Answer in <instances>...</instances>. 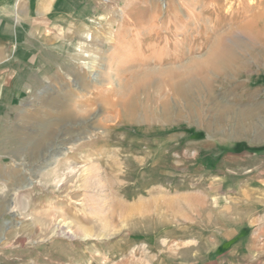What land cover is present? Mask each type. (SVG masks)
Returning <instances> with one entry per match:
<instances>
[{
    "label": "rangeland",
    "instance_id": "rangeland-1",
    "mask_svg": "<svg viewBox=\"0 0 264 264\" xmlns=\"http://www.w3.org/2000/svg\"><path fill=\"white\" fill-rule=\"evenodd\" d=\"M63 4L0 1L28 59L10 61L0 264H264V185L231 149L264 131V0Z\"/></svg>",
    "mask_w": 264,
    "mask_h": 264
},
{
    "label": "crops",
    "instance_id": "crops-1",
    "mask_svg": "<svg viewBox=\"0 0 264 264\" xmlns=\"http://www.w3.org/2000/svg\"><path fill=\"white\" fill-rule=\"evenodd\" d=\"M1 1V0H0ZM64 1L65 0H25L26 6L25 9L20 10V14H24L23 12L26 13H31L34 14L37 18L40 16H44L46 14H51L56 16L53 19H58V16L63 15L65 12H62L61 10H64ZM74 0H67V2H71ZM68 9L66 14H75V11L72 9L71 4H68ZM43 7L46 9L45 11L43 10ZM64 8V9H63ZM10 11L12 10L8 8L4 9L3 7H0V13L3 15H10ZM65 11V10H64ZM2 19L0 20V142L3 141L1 139V134L5 128L6 121H10V113L13 108V102L15 100L23 101L24 97V92L22 91V84L20 83L17 86H14L11 83V80L13 78L19 80L21 76V72H12V65L10 61L14 60V62H27L28 59L26 57H22L19 53H17V50H13V45L11 46V43L9 40L12 38H9L7 34H1L3 28H1V25L6 26L8 29V32H10V27H8V23L12 19ZM7 32V33H8ZM6 33V32H5ZM12 42V41H11ZM23 42L16 41V44H20ZM3 51V52H2ZM19 75V77H18ZM251 100L254 98L253 94H251ZM264 100L261 102L262 104H251L250 110H258L259 111V116L263 118L264 120ZM245 110H247L245 108ZM264 131H257L254 133V135H248L245 136L242 140L235 141L231 149L234 150L233 154L237 155L240 153H243V157L245 158L246 161L251 160V164L244 166L243 170L245 173H249V182L252 184L254 182L255 177L258 175L261 176V184L264 185V137H260ZM243 144V151L241 152L239 149V145ZM6 153V152H5ZM236 157V156H235ZM0 158L1 155H0ZM5 158V155H4ZM1 161V160H0ZM1 163V162H0ZM3 169V165L0 164V170ZM264 188V186H261ZM262 188V189H263ZM253 228L248 231V238L255 239L254 241H261L262 244L264 245V213L260 215L259 221L253 223ZM257 243V242H253ZM261 248V247H260ZM259 249V248H258Z\"/></svg>",
    "mask_w": 264,
    "mask_h": 264
},
{
    "label": "bare ground",
    "instance_id": "bare-ground-1",
    "mask_svg": "<svg viewBox=\"0 0 264 264\" xmlns=\"http://www.w3.org/2000/svg\"><path fill=\"white\" fill-rule=\"evenodd\" d=\"M1 51V50H0ZM3 52V51H2ZM136 52V51H135ZM138 57V56H137ZM102 71H104V72H107V67H103L102 68ZM211 74V73H210ZM171 89L172 90H177V91H179L180 90V82H178V83H174V84H171ZM182 89V88H181ZM186 96V92H184V94H183V97H182V99L184 98ZM180 97H181V95H180ZM187 97V96H186ZM67 110V109H66ZM166 118V117H165ZM58 156L59 155H55L54 157L55 158H58Z\"/></svg>",
    "mask_w": 264,
    "mask_h": 264
}]
</instances>
